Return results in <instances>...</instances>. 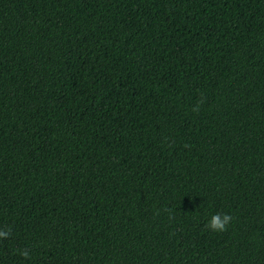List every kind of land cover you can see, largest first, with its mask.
<instances>
[{"label":"trees","instance_id":"trees-1","mask_svg":"<svg viewBox=\"0 0 264 264\" xmlns=\"http://www.w3.org/2000/svg\"><path fill=\"white\" fill-rule=\"evenodd\" d=\"M0 231V264H264V0H0Z\"/></svg>","mask_w":264,"mask_h":264},{"label":"clouds","instance_id":"clouds-1","mask_svg":"<svg viewBox=\"0 0 264 264\" xmlns=\"http://www.w3.org/2000/svg\"><path fill=\"white\" fill-rule=\"evenodd\" d=\"M232 217L228 214L214 213L210 216L207 221V227L209 230L214 232H222L226 229L227 225L231 222ZM7 231H0V238L8 236ZM21 255L27 256L28 253L22 252Z\"/></svg>","mask_w":264,"mask_h":264}]
</instances>
